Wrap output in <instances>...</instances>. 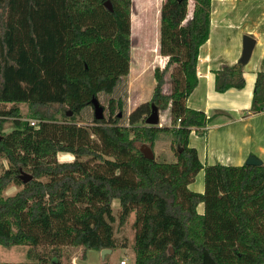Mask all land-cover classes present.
I'll use <instances>...</instances> for the list:
<instances>
[{"label": "trees", "instance_id": "obj_1", "mask_svg": "<svg viewBox=\"0 0 264 264\" xmlns=\"http://www.w3.org/2000/svg\"><path fill=\"white\" fill-rule=\"evenodd\" d=\"M106 1L0 0V106L11 105L0 108V159L9 165L0 173V246L52 247L34 264H61L64 245L124 248L112 227L117 200L120 226L135 212L134 264H264V165L203 166L188 145L191 129L208 121L186 101L198 84L211 0H192L190 18L188 0H164L158 50L166 63L153 71L150 103L130 113L127 126L118 124L115 109L130 70L132 0H109L112 11ZM241 68L239 62L216 72L215 91L242 89ZM167 74L171 89L164 95ZM92 99L103 107L101 120ZM20 104L36 126L22 119ZM152 104L169 111L170 127L146 126ZM89 110L95 125H77ZM263 111L259 72L249 112ZM6 120L12 130L2 133ZM161 133L172 136L173 162L147 159L136 146L153 147ZM58 153L74 159L58 163ZM201 170L204 190L197 193L188 186ZM22 172L32 179L23 183ZM9 184L21 189L3 198Z\"/></svg>", "mask_w": 264, "mask_h": 264}, {"label": "crops", "instance_id": "obj_2", "mask_svg": "<svg viewBox=\"0 0 264 264\" xmlns=\"http://www.w3.org/2000/svg\"><path fill=\"white\" fill-rule=\"evenodd\" d=\"M244 36L255 41L250 59L241 68L244 87L218 93L214 89L215 73L240 62ZM196 72L198 84L186 106L204 112L208 119L205 127L192 128L188 138L200 163L240 167L253 155L264 165V111L249 112L256 75L264 72V0H211L209 38L199 49ZM203 175L201 170L196 176ZM194 183L195 179L188 188L202 193L204 178ZM196 211L203 214V203ZM107 258L101 255L102 261Z\"/></svg>", "mask_w": 264, "mask_h": 264}, {"label": "rangeland", "instance_id": "obj_3", "mask_svg": "<svg viewBox=\"0 0 264 264\" xmlns=\"http://www.w3.org/2000/svg\"><path fill=\"white\" fill-rule=\"evenodd\" d=\"M164 0H132L131 13H130V29H131V52H130V70L127 77L121 84L120 98L121 109H115V114L120 115L121 126H127L128 118L139 105L150 103L155 80L153 71L159 67L162 69L166 63V58L159 55V11ZM220 10V8L218 9ZM193 11V1L188 0L187 17L190 18ZM171 84L169 75H165V84L163 85L164 95L170 93ZM100 101L103 107H106L107 100L100 96ZM11 105L0 106L1 109H9ZM23 120L36 121L29 115L27 106L25 104L18 105ZM68 110L64 108L60 109ZM158 110L159 127H170L171 117L168 110ZM92 110L84 112L81 116L77 117L74 122L79 126L91 128L95 124L92 121ZM105 116L107 113L104 114ZM150 115V114H149ZM59 118V114L56 116ZM69 118H67V121ZM59 122L63 118L57 119ZM37 124V123H36ZM136 126V125H135ZM140 126V125H137ZM147 126V125H146ZM12 130L10 120H6L3 125L2 133H8ZM1 136V133H0ZM94 138V137H93ZM133 134L130 135V139ZM140 150L149 149L154 159L158 161H175L176 146L173 144L172 136L169 133H161L154 141L153 147L147 143L136 145ZM58 163H71L73 156L68 153H58L56 156ZM0 173L9 167L4 159H0ZM30 175L29 172H25ZM200 179L203 182L202 176L195 177V185ZM196 187V186H195ZM21 189L18 185L9 184L2 192V197L7 198L13 196ZM112 213L116 219L113 223L114 238L119 246L125 245L124 248L118 247L114 249L113 253L108 255L106 261L101 260V252L96 250L86 249L82 247H73L64 245L60 247L61 264H120V261L125 260L126 264H134L133 243L135 236V229L133 222L135 212H132L126 219L125 223L120 226L118 224V217L120 213V206L117 200H113ZM52 249V247L42 246L31 249L30 246H0V264H21L24 262L36 263V256L44 255V252Z\"/></svg>", "mask_w": 264, "mask_h": 264}, {"label": "water", "instance_id": "obj_4", "mask_svg": "<svg viewBox=\"0 0 264 264\" xmlns=\"http://www.w3.org/2000/svg\"><path fill=\"white\" fill-rule=\"evenodd\" d=\"M178 1H183V0H178ZM104 7L107 8L109 11H112V4L109 0L104 2ZM254 45H255V41L253 38H251L249 36L243 37V39H242V53H241V57H240V63L242 65L246 64L248 62V60L250 59ZM91 103L93 105V111H94L95 119L101 120L103 118V107L99 104V102L96 99H92ZM66 115L68 117H70L72 115V113L67 112ZM145 124L147 126H159L158 110L154 104L151 105L150 115L146 118ZM0 139H1V136H0ZM141 151H142L145 158L153 159V155L151 154L149 149H142ZM245 165L260 166L261 161L259 159H257L255 156L251 155L245 161ZM20 179L22 180L23 183H27L28 181H30L32 179V177L30 175L22 172ZM100 252H101L102 257H104V255L106 253H110L111 250L110 249H103Z\"/></svg>", "mask_w": 264, "mask_h": 264}, {"label": "built area", "instance_id": "obj_5", "mask_svg": "<svg viewBox=\"0 0 264 264\" xmlns=\"http://www.w3.org/2000/svg\"><path fill=\"white\" fill-rule=\"evenodd\" d=\"M36 121H31L30 124L33 125V126H36ZM120 264H126V261L125 260H122L120 261Z\"/></svg>", "mask_w": 264, "mask_h": 264}]
</instances>
